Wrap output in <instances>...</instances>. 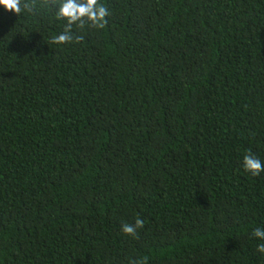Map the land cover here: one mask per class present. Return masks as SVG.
<instances>
[{
  "label": "trees",
  "instance_id": "16d2710c",
  "mask_svg": "<svg viewBox=\"0 0 264 264\" xmlns=\"http://www.w3.org/2000/svg\"><path fill=\"white\" fill-rule=\"evenodd\" d=\"M98 2L0 8V264H264V0Z\"/></svg>",
  "mask_w": 264,
  "mask_h": 264
},
{
  "label": "clouds",
  "instance_id": "9594fccd",
  "mask_svg": "<svg viewBox=\"0 0 264 264\" xmlns=\"http://www.w3.org/2000/svg\"><path fill=\"white\" fill-rule=\"evenodd\" d=\"M44 3H51L56 6L57 19L66 20V26L63 32L50 40L52 44H65L69 42L79 43L84 39L83 35H74L72 26L75 24L78 28H84L86 23L91 27L102 29L107 24L106 17L110 15L108 9L98 2V0H43ZM22 0H0V8L5 12H12L19 15L22 11ZM37 5V0H23V9L32 11ZM244 171L252 176H257L264 171V163L255 155L248 152L242 160ZM144 226V221L137 217L134 224L124 223L121 225V231L125 235L135 237L137 229ZM252 236L258 239H264V229L256 228ZM258 252L264 253V244H260ZM148 258L142 260H131L129 264H147Z\"/></svg>",
  "mask_w": 264,
  "mask_h": 264
}]
</instances>
